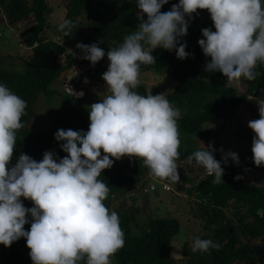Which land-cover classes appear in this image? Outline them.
Here are the masks:
<instances>
[{"label": "clouds", "instance_id": "clouds-1", "mask_svg": "<svg viewBox=\"0 0 264 264\" xmlns=\"http://www.w3.org/2000/svg\"><path fill=\"white\" fill-rule=\"evenodd\" d=\"M166 3L135 0V30L106 53L96 43L80 42L61 53L64 58L79 53L90 66L105 55L108 61L101 74L106 89L98 93V102L88 106L87 131L57 129L54 133L66 153L63 157L45 151L36 161L22 153L8 166L16 131L23 126L26 101L0 83V245L7 248L24 238L31 264H110L124 239L118 214L104 204L108 185L98 177L111 168L114 159L136 157L153 180L177 184L180 111L163 93L141 95L132 89L139 82L141 65L155 63L153 50L174 49L180 60L191 55L180 38L197 9L207 10L214 27V31L202 28V39L197 40L203 55L210 58L204 63L205 72H219L227 82L252 81L259 75L255 68L264 64V0H177L170 10L161 12ZM71 23L64 19L57 30L67 36ZM65 87L71 96H83V91ZM255 104L259 118L249 120L247 127L254 134L252 162L259 167L264 166V90ZM199 145L183 163L203 169L214 184L223 182L221 164L227 166L229 160L238 164L237 154L228 151L217 161L211 143L205 147L199 141ZM162 186L167 189L169 184ZM21 197L32 206L25 208ZM25 224H30L27 231ZM220 246L199 237L191 242L193 252Z\"/></svg>", "mask_w": 264, "mask_h": 264}, {"label": "trees", "instance_id": "trees-1", "mask_svg": "<svg viewBox=\"0 0 264 264\" xmlns=\"http://www.w3.org/2000/svg\"><path fill=\"white\" fill-rule=\"evenodd\" d=\"M63 1L66 8L64 19L72 22L67 36L48 23L47 18L52 9L47 0H0V14L6 16L12 24L31 19L24 43L33 52V56L23 61L17 70L0 68V83L26 101L25 112L21 117L23 126L16 131L9 167L22 153L36 161L42 158L45 151L54 152L57 158L65 156L66 153L60 150V142L54 140L57 129L87 131L89 120L85 109L87 99L84 98L87 90L79 88L80 80L83 84L81 86L86 85L83 82L85 75L76 76L77 80L71 82L77 92H84L80 98L71 96L66 87L64 90L60 86L54 88L57 84L62 85V74L69 72L79 58L77 53L78 57H63L65 62L59 63L58 58L64 49H74L77 42L96 43L106 53L109 47H115L125 35L134 31L138 23L135 0ZM175 3L177 0H168L160 11L170 10ZM198 10L192 14L186 35L180 38L181 43H186V53L191 55L180 60L176 58L174 49L168 52L157 48L151 53L155 63L141 65L139 69V74L152 72L174 82L166 99L180 111L177 120L180 134L177 164L183 163L189 154L200 147L199 141L217 140L218 132L207 129V124L216 120L232 122L237 110L264 90V64L256 65L255 71L259 75L252 81L240 78L227 82L219 72H205L204 63L210 58L203 55L197 40L202 39V28L214 31V27L209 14L201 20ZM46 29L56 31L60 36L59 41L53 38L44 40L42 34ZM82 62L89 64L83 59ZM107 64L108 61L105 65L97 63L96 69L87 71L90 81H101V74L106 71ZM239 81L247 84L242 94L231 84ZM132 90L141 95L160 94L158 89L147 90L142 84H137ZM42 99L53 104V108L43 114L42 122L36 128L31 126V122L36 117V106ZM258 118L257 115L255 119ZM238 135L249 144L243 157L246 158L248 170L250 168V171L260 174L259 184L234 180L242 172L229 162L227 166L221 164L223 182L214 184L209 175L198 180L187 193L200 197L199 217L204 220L205 230L211 232L210 235L198 237L211 239L221 246L218 249L209 248L206 252H193L185 243L182 249L185 264H253L257 257L252 246L243 243L242 238L253 241L264 237V166H255L252 162V131L244 129ZM213 155L214 159L220 161L221 156L215 152ZM147 173L148 169L141 161L127 156L115 160L111 168L102 170L98 179L109 188L105 206L108 208L113 201L131 194L138 186L145 189V192H154L155 189L151 187L157 185L150 184V180L145 183ZM20 199L25 208L32 206L30 200ZM113 211L118 214L124 243L110 257V264H176L170 253L172 241L180 228L177 220L149 217L141 223L134 214H127L120 205L113 208ZM29 226L24 225L25 231ZM29 251L24 238L11 243L7 248L0 245V264H31Z\"/></svg>", "mask_w": 264, "mask_h": 264}, {"label": "rangeland", "instance_id": "rangeland-1", "mask_svg": "<svg viewBox=\"0 0 264 264\" xmlns=\"http://www.w3.org/2000/svg\"><path fill=\"white\" fill-rule=\"evenodd\" d=\"M49 7L52 9V13L48 16L47 21L52 28L57 29V25L64 20L66 14L65 3L63 0H47ZM207 10H198V16L203 20L207 16ZM31 24V19H25L19 24H12L9 19L0 14V68L6 69H19L22 62L33 56L31 48H27L24 43V39L27 33V27ZM42 38L54 39L59 41V34L52 30L46 29ZM78 57V56H77ZM59 63H64L65 59L63 57L58 58ZM100 63L105 65L107 63L106 55L101 58ZM90 66V64L85 65L82 59L78 58L76 65L67 73L62 74L60 82L62 85H55V89L59 86L64 90L65 85H69L72 80H77L76 70L81 69L85 75L83 85L81 80L79 81V88L87 90L84 94L87 100H85V109L88 112V106L92 103L98 102L100 99L99 94L104 93L106 86L104 81H90L87 76V71L91 69H96V65ZM76 69V70H75ZM138 84L144 85L147 90L156 88L163 93L166 97L173 89L174 82L172 80H166L156 76L152 72H143L138 76ZM59 82V83H60ZM232 86L239 92V94L244 93L247 84L245 81L232 82ZM256 98H250L247 103L241 106L237 112L236 116L232 122H224L222 120H216L205 127L207 129H212L218 132L219 137L217 140H201L205 147L209 143L212 144L214 152L221 156L223 153L228 151L235 152L238 156V164H235L240 173V179L245 183H255L259 184L260 174L254 171L248 170L246 166V158L243 157L245 152L249 148V144L243 138L238 135V132L249 129L247 127V122L253 120L258 115L257 106L255 104ZM53 104H49L42 99L36 106V117L31 122V126L38 128L42 122V116L49 109H52ZM42 131V130H41ZM199 145V143H198ZM200 146V145H199ZM217 149H222L221 151H215ZM103 155V153L101 152ZM126 156H122L121 159H125ZM110 159H112L110 157ZM115 159L113 160L114 163ZM229 163H233L231 160ZM177 173L179 180L176 183L170 181H156L153 180L147 173L145 178V183L148 180L151 181L150 184L157 185L156 187H151L155 189L154 192L144 191L141 186L136 187V189L129 195L120 197L119 199L113 201L108 207L109 210L113 211V208L120 207L123 208L127 214H134L137 220L144 223L149 217H159V218H170L175 219L179 222L180 228L178 234L174 237L172 241L171 257L175 260L176 264H185V258L182 254L183 245L186 243L191 247V242L194 237H198L204 234H211L210 231H206L204 226V220L199 217V204L200 200L193 194H188L187 192L204 176V170L198 167L189 166L186 163L177 164ZM242 174V175H241ZM156 182V183H153ZM168 183L169 187L165 189L162 184ZM107 203V202H105ZM242 242L249 244L255 251L257 255L253 264H263L264 261V237L257 240L247 241L242 238ZM245 264V263H242Z\"/></svg>", "mask_w": 264, "mask_h": 264}, {"label": "built area", "instance_id": "built-area-1", "mask_svg": "<svg viewBox=\"0 0 264 264\" xmlns=\"http://www.w3.org/2000/svg\"><path fill=\"white\" fill-rule=\"evenodd\" d=\"M75 70H76V69H75ZM82 74H84V73L82 72L81 69H77V70H76V76H80V75H82ZM84 79L86 80V78H84ZM83 82H84V81H83ZM68 87H69L70 89H72L74 92H77V91L74 89V87L72 86L71 83L68 85Z\"/></svg>", "mask_w": 264, "mask_h": 264}]
</instances>
